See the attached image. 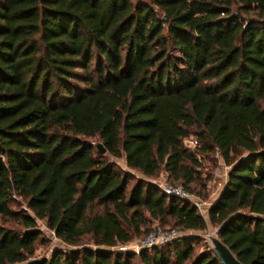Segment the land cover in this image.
I'll list each match as a JSON object with an SVG mask.
<instances>
[{
	"label": "trees",
	"instance_id": "16d2710c",
	"mask_svg": "<svg viewBox=\"0 0 264 264\" xmlns=\"http://www.w3.org/2000/svg\"><path fill=\"white\" fill-rule=\"evenodd\" d=\"M208 154L228 168L208 224L264 264V0H0V264L36 259L37 222L74 249L32 264H219L186 237L109 250L204 231L146 179L191 192Z\"/></svg>",
	"mask_w": 264,
	"mask_h": 264
},
{
	"label": "rangeland",
	"instance_id": "374dc122",
	"mask_svg": "<svg viewBox=\"0 0 264 264\" xmlns=\"http://www.w3.org/2000/svg\"><path fill=\"white\" fill-rule=\"evenodd\" d=\"M135 1V0H132ZM189 140V139H187ZM186 141V140H185ZM192 148H190L191 150ZM197 158V157H196ZM200 164L196 168V172L199 175V183L195 182L194 184H191V192L187 191L189 194L192 195V197L196 200L204 202L203 208L199 211L196 209L197 213L203 218L205 221L206 227L204 231L197 232V231H180L177 228L168 226L163 227L161 229H176L179 231V238L186 237L191 238V250H192V256L205 251L208 248H211L209 239L215 235V228L210 226L207 221L206 217V209L211 204V202L216 198L218 195V192L222 188V185L224 184L225 177H226V171L228 170L227 167H225L222 162L217 159V157L214 154H208L204 155L201 158H198ZM111 161L114 163L117 170H120L122 172H127L129 174V179H136V178H142L140 175L134 171H131L127 169L124 166L123 160L120 158L111 159ZM150 180L151 183L155 184L158 182H166L170 183L166 180L165 175L161 171L157 172L156 176L154 178L146 179ZM133 183L132 180L128 182V188ZM172 184V183H170ZM174 185H179L178 183H173ZM201 184V186H200ZM22 208V204H21ZM37 227L40 230V237L37 239V241L34 243V253L33 258L41 259V258H48L53 250L59 249V250H69L74 249L73 247H69L55 239L52 234L42 225L41 222H37ZM155 227H159L155 223H151L149 227L147 228L146 232L141 231L139 234L133 235L131 240L125 244H118L115 247L109 249L117 252H131V253H137L135 251L133 245L134 243L138 242L140 239H142L149 231L154 229ZM161 227V226H160ZM159 227V228H160ZM177 239L173 240L176 241ZM172 241V242H173ZM82 246L93 248L90 244H83ZM132 263L137 264V260L135 258H132Z\"/></svg>",
	"mask_w": 264,
	"mask_h": 264
},
{
	"label": "built area",
	"instance_id": "2783aa9c",
	"mask_svg": "<svg viewBox=\"0 0 264 264\" xmlns=\"http://www.w3.org/2000/svg\"><path fill=\"white\" fill-rule=\"evenodd\" d=\"M184 144L188 148H192L194 146V142L191 139L184 141ZM156 186L161 190V192L166 195L174 196L178 199L191 202L199 211L204 206V202L194 199L191 194L183 190L179 185H173L166 182H158L156 183ZM215 236L216 234L213 237ZM178 237L179 231L176 229L163 230L159 227H155L154 229L149 231L142 239L134 243L133 247L135 251L148 249L151 247H159L177 239Z\"/></svg>",
	"mask_w": 264,
	"mask_h": 264
},
{
	"label": "water",
	"instance_id": "95a60500",
	"mask_svg": "<svg viewBox=\"0 0 264 264\" xmlns=\"http://www.w3.org/2000/svg\"><path fill=\"white\" fill-rule=\"evenodd\" d=\"M164 19V17H162ZM95 149L99 154H102L104 152L102 146L97 143L95 144ZM212 254L214 257L218 260L219 264H241L234 255L230 253V251L223 246L219 240H217V237H212L209 239ZM37 259H30L25 262V264H32L36 263Z\"/></svg>",
	"mask_w": 264,
	"mask_h": 264
},
{
	"label": "crops",
	"instance_id": "0c3cea01",
	"mask_svg": "<svg viewBox=\"0 0 264 264\" xmlns=\"http://www.w3.org/2000/svg\"><path fill=\"white\" fill-rule=\"evenodd\" d=\"M164 175V174H163Z\"/></svg>",
	"mask_w": 264,
	"mask_h": 264
}]
</instances>
